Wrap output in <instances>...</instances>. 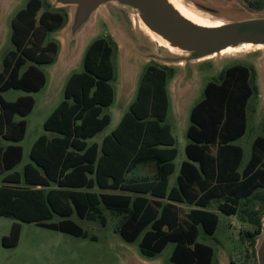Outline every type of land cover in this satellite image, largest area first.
<instances>
[{"label": "trees", "instance_id": "1", "mask_svg": "<svg viewBox=\"0 0 264 264\" xmlns=\"http://www.w3.org/2000/svg\"><path fill=\"white\" fill-rule=\"evenodd\" d=\"M256 8L264 0L249 1ZM41 0H28L11 19V43L0 70V215L74 236L88 232L70 216L106 224L107 210L118 217L113 229L127 242L139 238L140 252L155 256L168 242L174 247L170 260L176 264H215L211 245L197 240L199 228L208 235L216 230L217 214L207 209L216 199L217 209L240 215L247 228L241 239L249 241L255 257L256 235L264 209V134L257 135L251 155L242 169L243 148L234 141L247 128L249 98L258 93L255 69L234 64L221 69L207 82L202 98L189 113L188 142L176 185H168L175 170V137L167 123L168 80L173 66L149 63L142 71L134 99L119 123L100 143H88L111 119L104 109L115 97L111 80L115 43L99 36L87 45L82 70L69 74L63 99L43 122L52 135H39L29 150L30 161L14 169L23 156L18 143L26 132L24 117L34 98L25 94L6 100L2 92L16 88L41 89L46 82L42 65L56 60L60 44L46 40L49 32L62 28L68 18L63 10L42 9ZM39 10H41L39 12ZM15 116L20 118L15 120ZM264 132V122H263ZM140 163H152L154 178L126 179ZM54 184V187H48ZM119 189L129 193L93 190ZM256 200L262 209L251 208ZM177 203L191 205L184 209ZM54 214L60 217L52 221ZM15 224L2 236L5 246L16 244ZM95 239L94 235L90 236Z\"/></svg>", "mask_w": 264, "mask_h": 264}, {"label": "rangeland", "instance_id": "2", "mask_svg": "<svg viewBox=\"0 0 264 264\" xmlns=\"http://www.w3.org/2000/svg\"><path fill=\"white\" fill-rule=\"evenodd\" d=\"M28 0H0V70L2 69V59L4 54L13 49L11 43V19L15 13L25 6ZM194 13L206 21H219L232 18L241 13V9L235 5L226 8L218 7L208 0H180ZM254 1V0H246ZM42 9L63 10L70 16V5L56 4L54 0H41ZM209 8L205 10L204 8ZM41 9V10H42ZM39 10V12L41 11ZM103 10V11H101ZM117 14V20L114 15ZM109 17V18H108ZM208 18V19H207ZM114 25H111L110 22ZM67 20V21H68ZM130 21V14L124 8L115 4H107L95 12L92 24L85 28L80 38V53L74 63L62 68V74L58 76V59L64 51L62 36L65 30L59 28L49 32L46 40L55 39L60 47L57 60L50 64L42 65L45 72L46 82L38 91L25 92L21 89L10 88L2 92L6 100H14L25 94H31L34 98L32 110L24 117L26 120V132L23 139L18 142L23 148L21 162L14 169L21 170L23 165L30 161L29 150L34 140L42 133L49 135L44 130L43 122L55 106L63 99V88L65 82L73 71L82 70V60L84 51L92 39L99 36L109 38L115 43L113 52V62L115 66V76L111 83L115 90L113 103L104 109L111 116L109 124L99 131L90 141H101L119 123L123 113L128 109L129 103L134 99L138 81L144 67L149 63L162 65L160 61L154 59L140 60L139 56H132L129 59L127 72L122 76L121 70L124 66L126 50L129 53L137 52H156L167 54L169 51L158 45L157 42L150 40ZM142 29V28H141ZM127 41V48L123 42ZM262 55L261 50H240L238 52L224 53L219 57L206 58L193 62L191 65L193 72L186 80V86L179 88L174 93L175 77L182 69L179 65L174 67L173 75L167 83L169 106L167 110L166 122L171 125L172 133L175 137V147L177 156L174 159L175 170L170 175V185L176 182V176L182 160L186 158L185 145L188 142L186 129L189 120V113L192 106L203 96V89L208 81L218 77L221 69L234 65L245 64L253 66L255 69V82L258 85V93L252 95L248 100L247 106V128L245 133L234 142L243 148V158L240 169L244 167L251 155V147L257 135L264 134V83L256 62ZM136 64L135 66H130ZM59 77V78H58ZM57 78V79H55ZM132 86L130 96L126 99L121 90ZM15 116V120L19 119ZM153 164H142L137 169V173H152ZM0 176V184H2ZM260 192L264 193L263 189ZM218 201L211 200L206 207L217 214L218 223L213 235L205 234L199 228L197 240L211 245L214 249L215 264H257L256 256L252 254L249 241L241 239V231L252 226L241 219L240 215H227L217 209ZM189 206L183 205L186 210ZM255 209H262V203L254 200L250 206ZM106 215V224L103 226L100 221L81 220L74 213L72 218L76 220L88 232V236H74L68 233L49 229L37 225L34 222L21 221L12 216L0 215V264H176L170 260V254L174 247L173 242H168L164 248L155 256H146L140 252L139 238L132 242H127L113 229L115 217L107 210H103ZM58 215L54 214L52 221H57ZM264 228V209L261 218ZM18 224L19 233L16 244L5 246L2 236L8 235L12 227ZM241 230V231H240ZM95 235L96 239H91Z\"/></svg>", "mask_w": 264, "mask_h": 264}, {"label": "water", "instance_id": "3", "mask_svg": "<svg viewBox=\"0 0 264 264\" xmlns=\"http://www.w3.org/2000/svg\"><path fill=\"white\" fill-rule=\"evenodd\" d=\"M208 1L221 8H226L229 5L238 6L241 13L226 20H219L221 22L219 24H215L218 21L206 20L203 22L208 24H201L184 15L171 0H54L56 4L70 5L69 20L67 19L66 26L64 25L65 30L62 36L64 51L59 56L57 63L59 65L57 67L58 76L60 77L62 74V68L70 65V62L74 63L78 58L81 52L80 38L85 28L92 24L95 12L112 3L127 10L132 25L139 28L148 39L150 37L141 29L142 24L161 38L166 46L175 49L170 51L163 46L169 51L167 54L151 51L143 54H137V52L128 54L126 50L124 66L121 70L122 76L127 72L129 59L132 56H139L137 60L154 59L165 65H179L182 74L179 73L174 79L176 84H174L173 90L176 95L179 88L186 86V80L193 72L191 67L193 62L222 56V53L229 49L250 46L251 48L242 50L262 51L260 59L256 62L259 64L260 74L264 79V7L256 8L246 0ZM204 9L208 10L209 8ZM114 18L117 20L119 16L115 14ZM110 24L114 25L111 22ZM123 46L125 49L127 48L126 40L123 42ZM135 65L130 64L131 67ZM121 90L125 94L123 100H126L130 96L132 86ZM254 247L257 264H264V228L262 223L261 230L256 235Z\"/></svg>", "mask_w": 264, "mask_h": 264}, {"label": "bare ground", "instance_id": "4", "mask_svg": "<svg viewBox=\"0 0 264 264\" xmlns=\"http://www.w3.org/2000/svg\"><path fill=\"white\" fill-rule=\"evenodd\" d=\"M175 6L184 14L186 15L188 18L198 22V23H201V24H208V23H205L203 22L204 19L202 17H200L199 15H197L196 13H194L190 8H188L184 3H182L180 0H171ZM208 19V18H207ZM221 23L220 21H218L217 23L215 24H219ZM141 28L143 29V31L155 42H157L158 45H161V46H165L167 47L170 51L172 50H175L171 47H168L166 46V44L164 43V41L159 38L158 36H156L155 34H153L152 32H150L143 24L141 25ZM243 48L245 49H248V48H251L250 46H245V47H241V48H238V49H229V50H226L224 51L222 54L224 53H229V52H238L240 50H242Z\"/></svg>", "mask_w": 264, "mask_h": 264}, {"label": "crops", "instance_id": "5", "mask_svg": "<svg viewBox=\"0 0 264 264\" xmlns=\"http://www.w3.org/2000/svg\"><path fill=\"white\" fill-rule=\"evenodd\" d=\"M168 89V88H167ZM105 128V127H104ZM103 128V129H104ZM42 134H46V133H42ZM41 135V134H40ZM48 135V134H47ZM49 135H52V133H50L49 132ZM95 136V135H94ZM93 136V137H94ZM91 139V138H90ZM90 139H88L87 141H88V143H92V142H98V143H100L99 141H90ZM103 139V138H102ZM35 141V140H34ZM33 144V143H32ZM176 158V157H175ZM186 159V158H185ZM174 161V160H173ZM183 161V160H182ZM181 161V162H182ZM29 162V161H28ZM27 163V162H26ZM142 164H149V163H140V164H138L134 169H132L131 171H129V172H127L126 173V175H125V178L126 179H130V178H134V177H137V176H148L149 178H154V175H155V167L153 166V172L152 173H137V169H138V167H140ZM152 164V163H151ZM181 164V163H180ZM180 167V166H179ZM17 170V169H16ZM178 173H179V171H178ZM171 175V174H170ZM178 175V174H177ZM169 180H170V176H169ZM169 180H168V185H169V187L171 188L172 186H174V185H176V182L175 183H173V184H171L170 185V183H169ZM176 180H177V176H176ZM48 187H54V184H51L50 186H48ZM93 190H96V191H107V192H114V193H129V194H132L133 195V193L132 192H129V191H123V190H119V189H113V190H101V189H99V188H97V187H94L93 188ZM177 205H179V206H182L183 207V205H188V204H186V203H177ZM189 207L187 208V209H190L192 206L191 205H188ZM73 214V213H72ZM72 214H71V216H72ZM75 214V213H74ZM76 215V214H75ZM70 216V217H71ZM78 217V216H77ZM115 217V216H114ZM72 218V217H71ZM59 219H60V217H59ZM58 219V220H59ZM73 219V218H72ZM80 219V218H79ZM115 222L118 220V217H115ZM74 220V219H73ZM81 220H86V219H81ZM74 221H76V220H74ZM77 222V221H76ZM78 223V222H77ZM79 224V223H78ZM115 224V223H114ZM61 232V231H60ZM94 238L96 239V237H95V235H94Z\"/></svg>", "mask_w": 264, "mask_h": 264}]
</instances>
